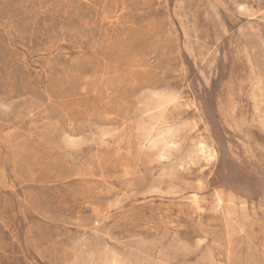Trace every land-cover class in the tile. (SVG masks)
Listing matches in <instances>:
<instances>
[{"label":"rangeland","instance_id":"rangeland-1","mask_svg":"<svg viewBox=\"0 0 264 264\" xmlns=\"http://www.w3.org/2000/svg\"><path fill=\"white\" fill-rule=\"evenodd\" d=\"M0 264H264V0H0Z\"/></svg>","mask_w":264,"mask_h":264}]
</instances>
